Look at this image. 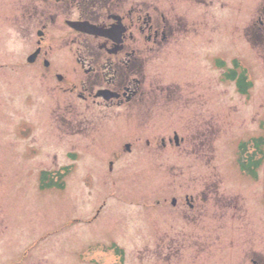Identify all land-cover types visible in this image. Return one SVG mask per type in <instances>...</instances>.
Segmentation results:
<instances>
[{"label": "rangeland", "instance_id": "1", "mask_svg": "<svg viewBox=\"0 0 264 264\" xmlns=\"http://www.w3.org/2000/svg\"><path fill=\"white\" fill-rule=\"evenodd\" d=\"M162 1L168 7V0ZM258 18H264V0H195L193 40L177 42L173 54L162 60V70L160 56L149 60L146 96L160 97L162 86L169 84L179 99L177 136L183 144L178 148L166 143L172 136L164 135L161 121L169 115L160 113L156 124L154 105L145 137L143 114L137 129L128 115L138 103L101 109L58 88L51 71L45 78L39 71L32 74L29 66L1 72L0 264H113L118 258L121 264H264V161L255 179L235 166L241 142L264 140V26ZM51 37L46 44L68 47L69 40ZM88 41L85 45L94 48ZM17 46L0 41V49ZM53 56L55 73L74 75L78 66L70 53ZM168 60L173 62L165 66ZM5 61L12 59L0 58V64ZM230 70L236 80L242 71L248 76L251 86L243 94L235 81L225 79ZM107 120L133 126H111ZM191 121L201 126V136L189 128ZM160 122L162 134L156 129ZM161 140L167 147L160 146ZM65 168L63 190L38 189L42 172ZM206 189L215 206L210 211L226 210L222 222H211L208 231L193 220L206 214V206L189 210L184 201L185 195L200 196ZM241 197L246 207L237 203ZM173 213L181 215L180 222ZM183 226L195 228L181 232Z\"/></svg>", "mask_w": 264, "mask_h": 264}, {"label": "flooded vegetation", "instance_id": "2", "mask_svg": "<svg viewBox=\"0 0 264 264\" xmlns=\"http://www.w3.org/2000/svg\"><path fill=\"white\" fill-rule=\"evenodd\" d=\"M168 2V7L164 8L162 0H0V41L7 39L18 44L14 48L0 49V58L8 56L12 59L10 62L5 61L12 64H0V73L9 70L18 71L29 66L33 68L32 74L39 71L40 76L45 78L48 77L47 72L51 71V73L49 72L50 77L58 82V88L64 86L65 91L72 93L84 105L89 104L101 109L124 108L138 103L128 115L132 116L135 129H137L136 124L142 122L143 114L140 132H143L144 136L147 132L148 112L153 110L150 105H154L157 113L153 120H156V124L158 120H161L159 119L160 113L169 115L161 121L165 127L164 135L172 136V139H168L166 143L168 145L173 143V146L178 148L183 144L182 139L174 138L178 134L179 99L173 97V90L168 87L169 84L162 86V90L159 92L160 97L157 94L155 97L146 96L145 82L143 81L145 67L149 60L160 56V70H162L164 67L162 60L173 54L171 52H173L174 46H179L177 42L190 41L195 36L193 25L195 0H168ZM258 24L264 26V18H258ZM30 32L32 39H28ZM48 34L52 35L50 39L60 42L69 40V43L66 42L68 47L56 49L48 45V41L46 44ZM85 40H89L87 44L93 42L97 47L96 50L95 47L86 46ZM22 41L24 42L22 43ZM27 41L32 44H28ZM46 45L47 47H45ZM186 45L191 48L189 42ZM82 51L90 56L83 55ZM56 53H70V56L74 57L78 66L74 68V75L79 71L76 79H74V75L66 78L53 71L51 61ZM14 60L18 62L15 63ZM171 62L173 60L166 61L165 66L171 65ZM222 65L223 63L219 61L218 66L222 67ZM234 67H238L237 62H234ZM80 76H84L85 79ZM228 77L238 86L245 79L240 74L236 80L235 70H230L228 74H225L226 80ZM2 81H0L1 87H3ZM167 82L169 83V81ZM246 82H249V79H246ZM79 101L78 103H80ZM138 115L141 116L140 119L137 118ZM107 121L111 123V126L118 125L130 130L133 126L126 120V124L119 120ZM83 122L78 121L77 127H80ZM161 122L156 129L162 134ZM68 126L71 127L72 124H68ZM210 127L211 124L206 125L207 129ZM189 128L197 136H201L197 133L201 129L200 125L191 121ZM78 131L82 132L83 129L78 128ZM68 135L70 136V134ZM123 136L121 134L116 140L115 148L117 150L119 143H122ZM90 139H92L91 136ZM143 141L147 142V138ZM166 143L161 140L160 146L167 147ZM84 145L83 142L82 147ZM123 146L129 153L130 144L125 142ZM133 148L136 147L133 146ZM253 151L252 147L251 154L248 152L244 156L245 160L241 161V165L238 167L240 170L243 169V164L254 165V162L250 160ZM112 166L111 161V170ZM243 173L246 174L245 171ZM210 190L206 189L208 193L196 197L184 196L189 210L206 206L205 215L193 216L194 223H198L195 227L199 228L203 224V230L206 229V231L210 229L211 222L221 223L226 211L222 210L224 208L221 206L217 214L214 210L210 211L211 208H215V206L212 207ZM199 199L202 200L201 203L198 201ZM231 200L232 198L227 201ZM220 201L224 202L225 200L221 197ZM175 206L176 201L173 199L170 202V207L174 208ZM250 207L252 210L249 208V211L253 212L252 198H250ZM249 211L246 209L245 212L249 213ZM173 217L178 222L181 221L179 213H173ZM242 219L243 215L240 216V221ZM221 227L224 226L221 225ZM179 228L180 225L175 227V229ZM194 228L183 226L180 231H192ZM175 229L173 230L175 231ZM117 260H119L117 263L121 264L122 258Z\"/></svg>", "mask_w": 264, "mask_h": 264}, {"label": "trees", "instance_id": "3", "mask_svg": "<svg viewBox=\"0 0 264 264\" xmlns=\"http://www.w3.org/2000/svg\"><path fill=\"white\" fill-rule=\"evenodd\" d=\"M241 85H242V81H241ZM243 87H244V86H243ZM244 90H245V89H244ZM262 145H264V140H261V139H258L257 141L254 140V142H253V144H252L253 149H254L253 153L256 154V153H258V152H261ZM243 151H244V150H243ZM243 155H246V154L243 153ZM253 157H254V156H252V158H253ZM259 157H260V159L262 158V156H259ZM250 159H251V158H250ZM254 167H255V166H254ZM256 167H257V166H256ZM251 168H252L251 166H247V167H246V170L249 172ZM249 174H250L251 176H254V171L251 169V171H250ZM45 187H46V188H54V187H56V188H58V189H62L63 185H61V184H55V183L52 181L50 184L46 185Z\"/></svg>", "mask_w": 264, "mask_h": 264}]
</instances>
